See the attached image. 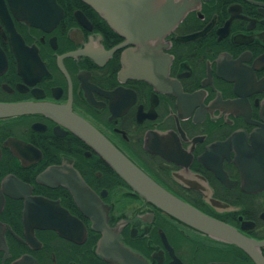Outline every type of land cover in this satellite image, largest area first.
<instances>
[{"label":"flooded vegetation","instance_id":"flooded-vegetation-1","mask_svg":"<svg viewBox=\"0 0 264 264\" xmlns=\"http://www.w3.org/2000/svg\"><path fill=\"white\" fill-rule=\"evenodd\" d=\"M0 104L47 109L0 118V264H256L135 193L79 123L264 259V0H199L144 43L82 0H0Z\"/></svg>","mask_w":264,"mask_h":264},{"label":"water","instance_id":"water-1","mask_svg":"<svg viewBox=\"0 0 264 264\" xmlns=\"http://www.w3.org/2000/svg\"><path fill=\"white\" fill-rule=\"evenodd\" d=\"M90 6L107 25L126 39L135 42L159 41L172 30L185 14L199 5V0H82ZM40 111L44 106L33 104H0V118H10ZM79 131L86 140L138 195L151 202L158 210L174 220L209 237L229 241L243 248L256 264L264 259L255 253L252 243L233 237L225 225L216 222L178 200L129 162L105 138L93 129L79 123ZM95 201V198H92ZM3 199L0 195V210ZM109 238L101 244L112 242L113 248L122 249L118 239ZM229 239V240H228ZM264 244V242L262 243Z\"/></svg>","mask_w":264,"mask_h":264}]
</instances>
